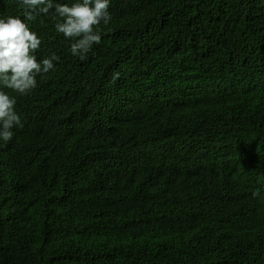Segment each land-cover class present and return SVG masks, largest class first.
<instances>
[{
  "label": "trees",
  "instance_id": "1",
  "mask_svg": "<svg viewBox=\"0 0 264 264\" xmlns=\"http://www.w3.org/2000/svg\"><path fill=\"white\" fill-rule=\"evenodd\" d=\"M109 11L112 20L97 29L101 42L84 60L70 53L72 41L55 30L56 20L39 16L30 23L42 41L37 60L60 57L42 76L51 86L77 81L81 89L90 79L94 94L114 70L119 97L104 89L117 101L105 114L114 119L113 132L96 121L78 130L73 110L53 117L43 131L48 145L33 132L26 133L32 140L15 135L14 158L2 159L11 165L1 173L0 163V264H210L213 252L264 264V220L252 227L229 198L219 217L190 200L227 170L239 172L248 199H264V0H111ZM22 12L20 0H0V18L23 19ZM79 97L81 106L88 98ZM174 101L186 105L167 113L200 129L203 145L184 159L186 151H169L165 164L138 176L157 122ZM35 106L20 129L31 125L41 104ZM114 170L123 187L137 192L118 200L103 184L78 206L56 183L75 191L78 176L84 187ZM160 234L176 239L163 243Z\"/></svg>",
  "mask_w": 264,
  "mask_h": 264
},
{
  "label": "clouds",
  "instance_id": "2",
  "mask_svg": "<svg viewBox=\"0 0 264 264\" xmlns=\"http://www.w3.org/2000/svg\"><path fill=\"white\" fill-rule=\"evenodd\" d=\"M110 2L111 0H75L74 3L68 4L60 3L58 0H20L23 19L19 15L0 18V139L4 144L0 154V163L3 165L1 173L12 162H2V159L5 157L14 158L12 151L16 139L15 135L20 133L32 140L26 133L33 132L36 139L41 142V146L48 145L44 139L46 136L43 131L48 130L50 122L57 115L65 116L76 110L75 124L79 126L78 130L86 128L91 122L96 121L101 128L111 124V132H113L112 120L114 119L111 118L112 120H110L105 114L107 108L117 101L112 102L104 89L113 93L116 98L119 97L115 85L119 73H114L115 71L112 70L106 74L100 85L95 87L94 94L91 92L92 86L89 78H84V81L89 79L86 83L81 82V89H78L77 81H67L51 86L42 76L54 69V61H59L60 57L51 53L48 57L38 61L35 53L39 50L42 41L37 33L30 29V23L35 22L37 17H51L56 20L55 30L72 41L70 53L74 57L84 60L92 50L93 45L101 42V35L97 31L101 23L106 26L112 20L109 11ZM84 92L88 99L80 106L79 96ZM194 99L199 100V98ZM28 102L33 106L37 103L41 106L37 108V111L35 110L34 122L32 119L30 126L20 129L19 127H23L21 117L26 115L29 107L33 108ZM174 105H176V112L181 110L186 103L174 101L165 109L166 113L161 114L152 135L154 138L147 151V158L137 165L138 176H142L158 165L165 164V153L183 150L186 151L183 156L184 159L205 140V134L199 135L200 129H194V127L187 125L189 120L167 113ZM146 115L147 113L141 117V120ZM194 120L197 121V119ZM217 149L209 150V159L213 157ZM56 151L51 146L49 154L53 153L56 156ZM225 162L229 168L232 167L231 157ZM86 164H83L81 171H86ZM216 167L226 169L218 165ZM179 169L172 175L178 174ZM117 173L119 171L114 170L110 174L96 177L84 187L81 186L83 176L80 175L75 179L77 181L75 191L71 190L63 180L56 183L66 191L67 200L77 203L78 206L81 204L88 205L96 193L101 191L103 184H109L113 198L118 200L126 198V191H129V196L137 192V190L123 187L122 182H118L113 176ZM238 177L239 172L237 170H227L223 177L218 176L213 181L210 178L203 186L193 192L196 197L190 200L195 204H197L196 201H201L205 214H215L219 217L224 212L225 200L229 198L237 212V217L247 218L246 220L250 221L252 227L261 225L264 220V199L261 201H256L252 197L248 199L245 196V189L238 187ZM111 179L113 184L108 182ZM257 194L254 192L253 196ZM144 229L145 231L155 230L151 225L144 226ZM160 237H162L163 243L176 239L173 235L167 236L166 234H160ZM209 261L210 264H243L241 261H230L222 252L211 253Z\"/></svg>",
  "mask_w": 264,
  "mask_h": 264
}]
</instances>
